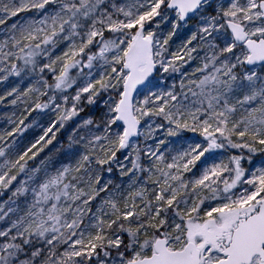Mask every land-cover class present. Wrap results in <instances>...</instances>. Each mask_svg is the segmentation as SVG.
Listing matches in <instances>:
<instances>
[{
    "label": "snow or ice",
    "instance_id": "obj_1",
    "mask_svg": "<svg viewBox=\"0 0 264 264\" xmlns=\"http://www.w3.org/2000/svg\"><path fill=\"white\" fill-rule=\"evenodd\" d=\"M0 264H264V0H0Z\"/></svg>",
    "mask_w": 264,
    "mask_h": 264
}]
</instances>
